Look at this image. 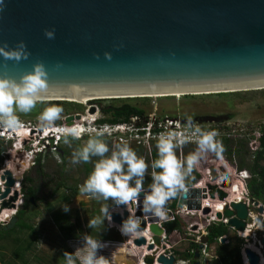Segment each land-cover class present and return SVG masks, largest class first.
Listing matches in <instances>:
<instances>
[{"label": "water", "instance_id": "1", "mask_svg": "<svg viewBox=\"0 0 264 264\" xmlns=\"http://www.w3.org/2000/svg\"><path fill=\"white\" fill-rule=\"evenodd\" d=\"M4 5L0 10V45L7 42L14 48L22 40L29 56L19 62L0 57V75L18 80L34 63L43 62L54 90L49 99H56L45 102L92 99L87 106L94 100L119 99L108 97L264 89V0H4ZM45 29H54V39L45 37ZM105 52L111 54L110 59L105 58ZM95 111L90 108L88 113ZM80 119V115L70 116L65 124L72 126ZM227 119L205 116L193 121L219 123ZM221 172L226 174L224 169ZM211 175L214 181V167ZM1 180L7 181L4 192L0 187L4 199L15 180L10 171ZM230 185V179L225 178L223 188ZM208 188L211 199L215 193L220 200L227 197L216 186ZM204 192L188 187L179 195L177 207L199 210L202 198L207 199ZM17 197L15 193L5 201L0 213L13 208ZM263 211V207L259 209ZM209 212V208L204 210V214ZM127 215L126 211L124 217L114 212V224L119 225ZM136 215L142 216L141 210ZM224 215L230 218L228 226L245 230V204L232 203ZM149 221L154 240L148 244L139 237L133 242L136 247H146L144 264H179L174 255L159 254L164 230L156 224L157 218ZM18 222L16 216L6 226L0 225V236ZM140 227L145 230L146 223ZM261 242L264 244V238ZM208 243L209 237H205L195 252L194 264H200V250ZM245 253L249 264H261L260 254L251 249Z\"/></svg>", "mask_w": 264, "mask_h": 264}, {"label": "clouds", "instance_id": "2", "mask_svg": "<svg viewBox=\"0 0 264 264\" xmlns=\"http://www.w3.org/2000/svg\"><path fill=\"white\" fill-rule=\"evenodd\" d=\"M4 6V0H0V10ZM44 35L48 39H54L55 31L45 29ZM28 56L29 52L22 40L17 42L14 48H10L7 42L0 45V57L6 61L19 62L27 59ZM104 56L107 59L111 58L108 52H105ZM53 91L43 62L34 63L32 70L21 74L18 80L7 74L0 75V129L15 131L22 127L18 114L32 112L38 103L48 100ZM63 111V107L59 104H47L37 116V125L45 132L54 128L58 138L69 146L87 133L86 141L71 152L70 162L72 165L92 164L91 171L83 183L78 185V192L100 203L99 214L89 218L86 224L87 228L96 230L100 234L115 226L125 237L141 236L142 220L131 206L134 201L140 199L141 193H144L141 212L160 221H166L167 202L188 191L186 181L192 177L193 171L208 158L210 153H214L219 158L223 151L221 143L216 140V131L203 130L191 116H187L183 126L176 123L175 127H167L157 134L156 155L148 163L143 157L138 156L126 141L122 140L110 147L105 139L110 134L106 126L99 129L85 128L80 124L54 127L55 121L61 118ZM262 130L259 132L260 136ZM188 143H195L196 148L187 155L178 156V151ZM149 168L151 182L145 187V175ZM224 185L225 181L222 188ZM60 205L64 212L70 210L68 204ZM125 211L128 213L126 218H123L119 225H115L112 219L113 213H119L124 217ZM77 237L79 243L74 251H63V264H106L105 257L98 254V250L105 248L107 242L89 235L88 232H78ZM258 254L262 255V252ZM175 257L179 264L184 260L190 261L189 264L192 262L191 259ZM198 261L200 262V258ZM242 261L244 264L243 258Z\"/></svg>", "mask_w": 264, "mask_h": 264}, {"label": "rangeland", "instance_id": "3", "mask_svg": "<svg viewBox=\"0 0 264 264\" xmlns=\"http://www.w3.org/2000/svg\"><path fill=\"white\" fill-rule=\"evenodd\" d=\"M62 101L74 102L73 100ZM118 101L105 100L102 104L106 107L108 105L121 106L127 103L143 109L146 116L156 114L160 118L166 116H181L183 119L187 116L192 118L205 116L228 117L227 120L216 124V128L219 129L221 134H229L233 137V142L236 143L231 144L233 146L231 148L237 156H235L236 159H239L237 160L239 164L243 163V159H247V163L252 160L251 155L254 149L251 144L254 143V140L258 141L257 134L264 128V89L195 96L141 97ZM49 103L51 102L43 105L38 103L39 105L37 104L32 112L28 114L19 113L20 120L36 122L39 112ZM53 103L63 107L64 111L61 113V118L72 113L84 114L87 107L90 106V103L86 106V104L78 102H75V104L68 102ZM204 125L209 128L213 123ZM85 141L86 139L73 141L70 146L65 145L62 141L56 157L54 154H50L46 162L42 163L43 165L33 167L24 175V188L32 187L36 190L37 205L34 208L29 207L28 210H23L24 215L20 217L18 225L9 232H5L4 236H0L3 239H0V257L4 264H63V251L72 252L78 246V232H88L89 235L102 239V241H106L102 238V235L117 240L115 247L113 245L109 247L108 244L105 248L98 250V254L105 257L106 264H120L121 257L126 254L125 252H130L132 258L136 260L142 257V254L140 256L136 254V251L140 253V250H135L127 244L129 240L132 242V239L126 237L125 240V237L123 238L117 229L109 228L100 234L96 230L86 227L88 219L99 214L101 205L99 202L91 200L78 192V185L83 183L92 169V164L72 165L70 162L71 152ZM107 143L110 147L114 144ZM130 147L136 146L132 145ZM5 148L8 152L10 144H7ZM154 148L155 143L152 144V150ZM226 148L229 149V147L223 146V153H226ZM238 148L241 149V154L237 152ZM194 149L192 148V150ZM141 151L145 153L141 154L142 152H140L137 155H142L141 157L148 160L146 151ZM187 151L188 149L182 152L179 151V154L185 155ZM26 176H29L31 181L26 182ZM149 178L147 172L145 180H149ZM62 203L69 205L70 210L68 212L62 210L60 205ZM22 221H25L28 229L21 227ZM175 231L177 232V229ZM227 232L230 239L231 237H237L235 231L228 230ZM181 238L183 236H178L175 233L171 234L170 241L176 245L178 244V248L175 246L172 250L173 253L174 250L181 248L177 242ZM28 244H31V246L24 252L25 257L23 258L22 250L27 248ZM187 246L190 249L189 241H185L182 248L184 249ZM186 250L188 248L182 252Z\"/></svg>", "mask_w": 264, "mask_h": 264}, {"label": "built area", "instance_id": "4", "mask_svg": "<svg viewBox=\"0 0 264 264\" xmlns=\"http://www.w3.org/2000/svg\"><path fill=\"white\" fill-rule=\"evenodd\" d=\"M88 111L89 110H87L85 114H67L65 117L55 121L54 127H64L66 126V118L80 115L81 119L79 121L75 120L73 125L80 124L85 128L95 127L97 129L106 126L110 133L105 137L106 140L112 141L113 143L123 140L126 141L130 146L133 145L138 148H142L144 151H146V155L148 154V160L144 158L148 163H150V161L153 159L152 144L155 143L157 134L167 127H175L176 123H180L181 126H183L184 123L181 116H166L164 118H160L157 117L156 114H151L148 116L145 114L143 116H132L129 121L108 123L102 122L107 120V118L101 117L99 114H89ZM195 123L205 131H216V140L221 143L222 147L223 139L230 141L233 140L231 135L221 134L219 129L216 128V124L218 123H213V125L209 128L205 127L204 124L206 123ZM257 136H260V134L258 133ZM86 138L87 133H85V135L82 136L80 140H85ZM0 141H2L0 145L3 150V159L0 162V187L3 186V182L1 180L2 177L7 171H10L15 179L14 186L11 190V195H14L15 193L18 194L17 200L13 202L14 207L5 209L0 214V225L6 226L10 223L12 218L18 215L19 211L23 209L25 204L26 195L24 188V175L33 167L43 165L42 163L46 162L47 157L50 154H54L56 157V154L59 151V145L62 140L58 138L54 128L48 130L47 132L42 131L38 127L36 120V122L22 121V127L15 131H6L0 129ZM253 142L254 143L251 145L253 146L254 150H257V141L254 140ZM7 144H10L8 152L5 150V146H7ZM186 146H191V149L196 148L195 143H188L183 146V148ZM235 156L236 155L234 152L230 155L222 152L219 158H217L214 153H210L208 158L202 161L196 168V171L201 177L196 184L188 187L205 190L204 193L207 195V199L202 198L201 207L199 210H184L182 208H178L177 205L173 208L171 207L173 202L169 200L166 207L168 216L167 220L160 221L157 218L158 221L156 223L161 229L164 230V233L161 235L162 248L160 249L159 254L163 253L167 256L174 255L172 250L176 245L173 244L170 239L171 234L175 233L178 236H183V238H181L182 242L189 241L190 244H196V247H191L188 251L194 256L197 248L202 244L203 239L205 237H209L210 229L214 225H223L227 228V230L235 231V236L242 240L241 255L244 260V264H248L245 251L247 249H251L249 248L250 246L257 249H264V244L261 242L262 238H264V229L262 227V222L264 221V211L263 213L259 212L260 208H264V199H257L251 195L248 188V182L251 179V174L247 169L239 168L237 161L238 159H236L237 156ZM213 167L217 172V178L214 181H212L211 175V169ZM221 169H224L226 174L221 172ZM150 171L151 169L149 168L148 174ZM227 177L230 179L231 185L228 188H222L225 178ZM149 179L151 180V177ZM209 185L216 186L223 190L226 192L227 197L223 200H220L218 198V194L216 193L215 199L212 200L209 196ZM193 200L196 199L193 198ZM1 203L2 201H0V206ZM231 203H243L248 208V217L244 231H240L234 227L228 226L229 218L223 215V211L225 207L230 206ZM131 206L135 209L136 214L141 206L140 200L138 199L134 201ZM206 208H209L210 212L204 214V210ZM219 213L222 214V218H218ZM150 218L156 217L152 216ZM175 223H178L180 229L176 228L177 232L175 229L173 232L168 233L167 226L169 224ZM111 228L117 229L115 226ZM121 236L123 238L125 237L123 235ZM137 238H132V243ZM217 243L221 245L228 244V234L216 239L214 242L215 247ZM108 244L109 243H107V245ZM214 244H210L209 240V243L205 244L204 248L200 250L201 253L199 258L204 257L203 264H214V262L219 259V256L215 251L216 248L212 246ZM163 246H165V249H163ZM144 256L145 253L142 254L139 264H143L142 259ZM189 263L190 261L186 260L180 262V264Z\"/></svg>", "mask_w": 264, "mask_h": 264}, {"label": "trees", "instance_id": "5", "mask_svg": "<svg viewBox=\"0 0 264 264\" xmlns=\"http://www.w3.org/2000/svg\"><path fill=\"white\" fill-rule=\"evenodd\" d=\"M47 102L41 103V105L45 104ZM53 103V102H51ZM60 103H65V102H60ZM39 105V104H38ZM145 114V111L143 109H140L138 107H134V106H130V105H125L124 107L121 108V112L120 115L115 117L112 120H105L102 122H111V123H118V122H124V121H129V119L132 116H143ZM236 142H233V140H227V139H223V146L224 147H229V149H227L226 153H228L229 155L232 154L234 151L232 150L231 144H235ZM258 149L254 150L252 153V160L250 163H242L239 165L240 169H247L250 174H251V179L248 182V188L250 190V193L253 197L257 198V199H264V130H262L261 132V136L260 138H258V142L256 143ZM191 147V146H190ZM224 151V150H223ZM222 151V152H223ZM2 148L0 145V162L2 161ZM189 153V150H188ZM156 155V149H153L152 152V158L154 159ZM200 175L197 174L195 172V170L192 173V177L186 181L188 186H193L194 184L197 183V181L200 179ZM25 181L29 182L31 181L29 176H26ZM148 180L144 181L145 186L147 187V185L151 182H147ZM25 195H26V202L23 206V209L19 211L17 217L19 218L20 221V217L22 215H24L23 210H28L29 207L34 208L36 207V190L33 189L32 187H27L25 188ZM179 195L174 199L173 203L171 204V207H175L177 205V200H178ZM31 198H34V202H31ZM168 203L166 204L167 207ZM18 225V224H17ZM173 224H169L168 227V233L173 232L176 228H180V226L178 225V223L176 225H174L176 228H172ZM21 227L23 229H28L27 224L25 223V221H22L21 223ZM227 228L224 227L223 225H214L211 227L210 229V233H209V240H210V244H213L216 239H218L219 237L226 235L227 232ZM105 236V235H102ZM101 236V237H102ZM107 237V236H106ZM103 239H105L104 237H102ZM108 238V237H107ZM229 238V243L226 245H221L219 243H217L216 245V252L219 256V259L216 260L214 262V264H243L242 261V257H241V244H242V240H240V238L238 239L237 237H230ZM107 240V239H105ZM31 244H28L27 248H24L22 250L23 252V258L25 257L24 252L27 251L30 248ZM191 247H196V244H190V248ZM133 248V247H132ZM135 249V248H133ZM136 250V249H135ZM173 253V252H172ZM184 252H178V250H174V256H178L181 257L182 254ZM137 255H141V253L136 251ZM184 257L191 259L192 261H194V256L193 254H191L190 252H185V254H183ZM141 260V259H140Z\"/></svg>", "mask_w": 264, "mask_h": 264}, {"label": "bare ground", "instance_id": "6", "mask_svg": "<svg viewBox=\"0 0 264 264\" xmlns=\"http://www.w3.org/2000/svg\"><path fill=\"white\" fill-rule=\"evenodd\" d=\"M189 94H192V93H182V94H164V95H145V96H127V97H108L107 99H110V98H119V99H121V98H135V97H137V98H141V97H178V96H185V95H189ZM204 94H208V92H205V93H193V95H204ZM209 94H216V93H209ZM50 100H56V99H48V100H46V101H50ZM61 100H73L74 102H78V103H81V104H87L88 103V100H92V99H61ZM69 102H72V101H69ZM67 126V125H66ZM13 175V174H12ZM5 176V175H4ZM3 176V177H4ZM14 178V177H13ZM15 180V179H14ZM3 182V186L1 187V189H2V192H4L5 191V189H6V187H5V185H6V180H4V181H2ZM14 186V185H13ZM13 186L11 187V190H12V188H13ZM12 197H14V195H11V192H10V194L7 196V197H5L4 199H2L1 198V194H0V201H2V203H1V206H0V210H1V208H2V204L5 202V201H10V199L12 198ZM5 209H10V208H5ZM5 209H3L2 210V212L5 210ZM140 211V209H138V211L137 212H139ZM1 212V213H2ZM0 213V214H1ZM137 214V213H136ZM141 217V220H142V223L143 222H145L146 223V228H145V230H143V234L141 235V236H139V237H143V238H145L146 240H147V242H148V244L151 242V241H153L154 240V234L150 231V226H151V223H150V221H149V219H150V217H152L151 215H145V214H143L142 213V216H140ZM142 223H141V225H142ZM132 239V238H131ZM132 243V242H131ZM128 245H130V246H132L133 248L135 247V249H141L143 252H140L141 254H143V253H145V256H146V254L148 253V251L146 250V247H144V248H139V247H136V246H134L133 245V243L132 244H130V240H129V243H128ZM249 248H251L252 250H254V251H256V252H258V253H261V250L260 249H257V248H254V247H249ZM144 256V257H145ZM141 261V260H140ZM142 262H143V264H144V258L142 259ZM261 264H264V256L263 255H261Z\"/></svg>", "mask_w": 264, "mask_h": 264}, {"label": "flooded vegetation", "instance_id": "7", "mask_svg": "<svg viewBox=\"0 0 264 264\" xmlns=\"http://www.w3.org/2000/svg\"><path fill=\"white\" fill-rule=\"evenodd\" d=\"M131 99H136V98H131ZM119 100L118 102L121 101V99H117ZM103 101L105 102V100H94V101H91L90 102V106L87 107V110H90V108H94L95 107V113L94 114H99V116L101 117H104V118H107V120H112L114 119L115 117L119 116L120 115V112H121V108L124 107L125 105H130V104H127V103H124L122 104L121 106H115V105H108L106 107L103 106ZM123 101V100H122ZM125 101V100H124ZM75 104V103H74ZM130 106H133V105H130ZM135 107V106H134ZM86 110V111H87ZM86 113V112H85ZM84 113V114H85ZM196 118H202V117H195L193 118V120H195ZM186 119V118H185ZM111 123V122H110ZM199 123V122H198ZM106 142H109V143H113L112 141H109V140H106ZM133 148L136 153H140L142 152L141 154L145 153L141 150H143L142 148H138V147H131ZM141 149V150H140ZM140 155V154H139ZM142 156V155H141ZM36 196V195H35ZM168 228V227H167ZM105 239H107L105 242L109 243V247L110 245H113L115 247V243H116V239L114 238H111L109 236H103ZM111 243V244H110ZM140 262V261H139ZM0 264H2L0 262Z\"/></svg>", "mask_w": 264, "mask_h": 264}, {"label": "crops", "instance_id": "8", "mask_svg": "<svg viewBox=\"0 0 264 264\" xmlns=\"http://www.w3.org/2000/svg\"><path fill=\"white\" fill-rule=\"evenodd\" d=\"M241 148V147H240ZM240 148H238V150H237V152L239 153V154H241V149ZM186 149H188L189 150V153H190V151L192 152V149H191V147L190 146H186V147H184L182 150H181V152L183 151V150H186ZM178 156L180 155L179 154V151H178ZM188 154V151L186 152V154L185 155H187ZM238 159V158H237ZM239 160V159H238ZM246 160L247 159H243L242 161L244 162V163H247L246 162ZM251 161H249L248 163H250ZM247 163V164H248ZM239 164V163H238ZM242 164V163H241ZM240 165V164H239ZM195 172L197 173V174H199L197 171H196V169H195ZM149 182L151 181L150 179L148 180ZM147 181V182H148ZM179 198V197H178ZM174 199L175 198H173V199H170V201H174ZM178 201V200H177ZM36 205H37V202H36ZM177 223H175V224H173L171 227L172 228H176L174 225H176ZM3 236H4V234H3ZM126 238V237H125ZM0 239H2V238H0ZM127 239V238H126ZM3 240V239H2ZM6 242V241H5ZM4 242V243H5ZM178 242V241H177ZM173 243V242H172ZM130 244H132L131 242H130ZM173 244H175V243H173ZM183 244H184V242H182V240L181 239H179V245L181 246V248L178 250V252H182V251H184L185 249H187L188 248V250H186L187 252L189 251V247L187 246V247H185L184 249L182 248V246H183ZM214 244V243H213ZM176 245V244H175ZM178 246V244L176 245V248H178L177 247ZM214 248H216L215 247V244L214 245H212ZM141 252H143L141 249H139ZM131 251V250H130ZM185 251V252H186ZM215 251H216V249H215ZM132 252V251H131ZM185 252L183 253V254H185ZM126 254L125 255H123L122 257H121V260L122 261H120V264H139V261H140V258H137V260L135 259V258H132V255H130V252H125ZM183 254H182V256L180 257L181 259H189V258H186V257H184L183 256ZM203 261H204V257H202V258H200V264H203ZM0 262L2 263V264H4V261L1 259V257H0ZM191 264H193V261L191 262Z\"/></svg>", "mask_w": 264, "mask_h": 264}]
</instances>
